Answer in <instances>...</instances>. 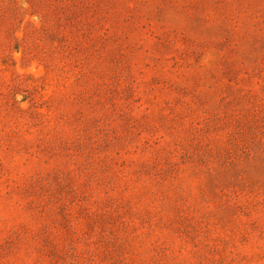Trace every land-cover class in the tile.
<instances>
[{
  "label": "rangeland",
  "instance_id": "1",
  "mask_svg": "<svg viewBox=\"0 0 264 264\" xmlns=\"http://www.w3.org/2000/svg\"><path fill=\"white\" fill-rule=\"evenodd\" d=\"M0 264H264V0H0Z\"/></svg>",
  "mask_w": 264,
  "mask_h": 264
}]
</instances>
